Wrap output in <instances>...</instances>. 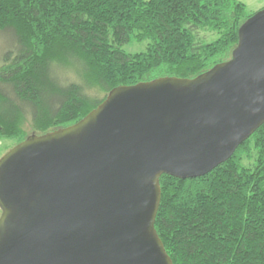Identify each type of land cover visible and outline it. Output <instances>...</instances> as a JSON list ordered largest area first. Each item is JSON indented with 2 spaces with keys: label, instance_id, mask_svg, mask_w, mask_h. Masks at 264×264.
I'll use <instances>...</instances> for the list:
<instances>
[{
  "label": "water",
  "instance_id": "obj_1",
  "mask_svg": "<svg viewBox=\"0 0 264 264\" xmlns=\"http://www.w3.org/2000/svg\"><path fill=\"white\" fill-rule=\"evenodd\" d=\"M264 125V10L230 61L113 89L80 122L0 158V264H173L160 177L209 174Z\"/></svg>",
  "mask_w": 264,
  "mask_h": 264
},
{
  "label": "trees",
  "instance_id": "obj_2",
  "mask_svg": "<svg viewBox=\"0 0 264 264\" xmlns=\"http://www.w3.org/2000/svg\"><path fill=\"white\" fill-rule=\"evenodd\" d=\"M253 15L239 0H0L2 151L80 122L117 87L230 61ZM132 41L146 50L126 52ZM160 188L173 264H264V125L209 174H163Z\"/></svg>",
  "mask_w": 264,
  "mask_h": 264
},
{
  "label": "rangeland",
  "instance_id": "obj_3",
  "mask_svg": "<svg viewBox=\"0 0 264 264\" xmlns=\"http://www.w3.org/2000/svg\"><path fill=\"white\" fill-rule=\"evenodd\" d=\"M241 2H243L246 6H247V10L249 14H255L258 13L262 10H264V0H239ZM201 35L203 36V33H201ZM205 37V36H203ZM12 38L9 33L8 34H2V36H0V57L1 54L3 53V51L9 47H11V39ZM206 39H209L210 37H205ZM147 43L146 41L144 42H136V41H132L131 43L127 44L124 46V49L126 52L128 53H137V52H143L146 50L147 47ZM26 129L28 131H31V129L26 126ZM10 145L13 144V142H8ZM5 145L3 143H0V154L4 155L5 152L2 150H5V148H3ZM8 149V148H7ZM2 151V152H1ZM1 215V213H0Z\"/></svg>",
  "mask_w": 264,
  "mask_h": 264
}]
</instances>
